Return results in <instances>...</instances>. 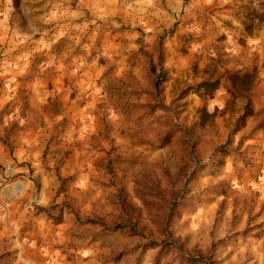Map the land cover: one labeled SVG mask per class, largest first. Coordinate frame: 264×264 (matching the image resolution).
Here are the masks:
<instances>
[{"label":"rangeland","instance_id":"374dc122","mask_svg":"<svg viewBox=\"0 0 264 264\" xmlns=\"http://www.w3.org/2000/svg\"><path fill=\"white\" fill-rule=\"evenodd\" d=\"M0 264H264V0H0Z\"/></svg>","mask_w":264,"mask_h":264}]
</instances>
